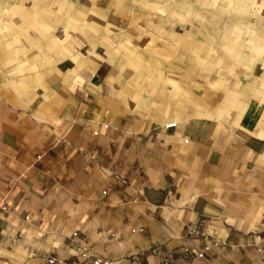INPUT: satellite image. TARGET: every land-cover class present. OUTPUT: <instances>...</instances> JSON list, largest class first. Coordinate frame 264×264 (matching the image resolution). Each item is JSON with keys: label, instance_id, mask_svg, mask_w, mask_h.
Segmentation results:
<instances>
[{"label": "crops", "instance_id": "0c3cea01", "mask_svg": "<svg viewBox=\"0 0 264 264\" xmlns=\"http://www.w3.org/2000/svg\"><path fill=\"white\" fill-rule=\"evenodd\" d=\"M59 14L60 37L6 57L0 264H80L85 243L114 264L205 246L192 264H264V65L197 77L114 0Z\"/></svg>", "mask_w": 264, "mask_h": 264}, {"label": "rangeland", "instance_id": "374dc122", "mask_svg": "<svg viewBox=\"0 0 264 264\" xmlns=\"http://www.w3.org/2000/svg\"><path fill=\"white\" fill-rule=\"evenodd\" d=\"M114 1L116 5L122 4L129 18L135 17L141 24L153 26L155 45L160 47L163 56L168 53V41L174 42V52L180 60L176 65H189L192 73L198 72L194 76L205 73L222 82L230 79L247 82L251 71L263 72L264 0ZM92 2L0 0V86H6L13 76L7 73V56L17 58L33 54L38 50L33 45L37 40L60 37L66 23L71 22L66 15L59 14L60 10H87ZM78 20L80 24L85 21L81 16ZM252 37L258 38L260 45L249 44ZM196 60L203 62L197 64ZM13 65L17 63H12L10 68ZM166 66L167 63H160L159 69L166 70ZM263 82L260 80L261 86Z\"/></svg>", "mask_w": 264, "mask_h": 264}, {"label": "built area", "instance_id": "2783aa9c", "mask_svg": "<svg viewBox=\"0 0 264 264\" xmlns=\"http://www.w3.org/2000/svg\"><path fill=\"white\" fill-rule=\"evenodd\" d=\"M175 125L176 123H169L165 128H174ZM103 128H107V126H103ZM93 134L97 135L98 131H94ZM0 210L6 211V206H0ZM141 231V229L132 230L133 233ZM71 238H77V233H72ZM208 251L209 246H205L201 250L196 251L183 247L176 253L164 252L160 256V264H192L194 260H205ZM77 257L81 260L80 264H114L113 262L97 257L87 243L77 246ZM53 261V259L48 260V264H52Z\"/></svg>", "mask_w": 264, "mask_h": 264}]
</instances>
